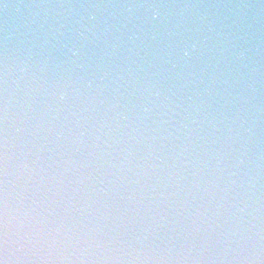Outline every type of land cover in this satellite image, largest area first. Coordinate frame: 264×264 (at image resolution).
I'll return each instance as SVG.
<instances>
[{
    "label": "water",
    "instance_id": "95a60500",
    "mask_svg": "<svg viewBox=\"0 0 264 264\" xmlns=\"http://www.w3.org/2000/svg\"><path fill=\"white\" fill-rule=\"evenodd\" d=\"M5 165L125 253L264 264V0H0Z\"/></svg>",
    "mask_w": 264,
    "mask_h": 264
},
{
    "label": "clouds",
    "instance_id": "9594fccd",
    "mask_svg": "<svg viewBox=\"0 0 264 264\" xmlns=\"http://www.w3.org/2000/svg\"><path fill=\"white\" fill-rule=\"evenodd\" d=\"M63 99V97H61ZM5 181L0 188V257L10 251L29 264H160L170 257L125 253L114 241L84 227L50 218L38 203L12 198ZM253 260L257 257L253 256ZM0 264L8 262L0 258Z\"/></svg>",
    "mask_w": 264,
    "mask_h": 264
}]
</instances>
